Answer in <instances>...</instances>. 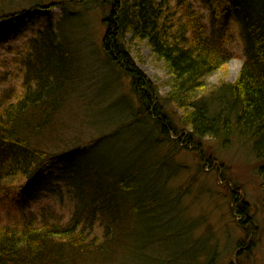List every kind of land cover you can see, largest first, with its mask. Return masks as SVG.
I'll return each mask as SVG.
<instances>
[{
	"label": "trees",
	"instance_id": "16d2710c",
	"mask_svg": "<svg viewBox=\"0 0 264 264\" xmlns=\"http://www.w3.org/2000/svg\"><path fill=\"white\" fill-rule=\"evenodd\" d=\"M72 2L62 0L61 5L66 8ZM89 2L109 8L104 19L105 56L131 78L141 115L154 127L159 125L161 134L170 128L179 135L176 143L192 148L204 163L209 159L202 157L206 144L201 140L210 137L220 147L245 139L255 157L264 160V0H202L214 23L234 13L245 43V59L235 81L209 92H204L206 77L221 69L232 53L225 37L214 30L207 33L203 17L191 3L80 0L77 4ZM20 12L0 14V20ZM60 22L49 21L34 34L28 43L30 54L21 59L25 71L21 68L22 76H16L22 77L19 88L12 86L0 94V192L6 181L19 178L20 188L31 199L42 184L44 192L62 196V189L55 188L62 182L70 194L67 217L55 213L52 205L8 211L0 221V264H137L131 260L135 253L154 252L167 243L170 226L161 227L164 198L139 187L135 180L139 176L126 174L131 166L119 167L121 160L101 162L95 158L98 145L91 152L84 147L89 141L80 143L67 132L65 123L71 122V113L83 98L79 85L86 76L81 37L65 33ZM144 40L170 76L163 98L131 56L130 42ZM168 104L182 110L180 119L189 132L176 129ZM88 154L92 155L86 158ZM237 193L242 194L240 189L232 191L231 211L243 225L250 218L249 207ZM148 198L151 202H146Z\"/></svg>",
	"mask_w": 264,
	"mask_h": 264
},
{
	"label": "rangeland",
	"instance_id": "374dc122",
	"mask_svg": "<svg viewBox=\"0 0 264 264\" xmlns=\"http://www.w3.org/2000/svg\"><path fill=\"white\" fill-rule=\"evenodd\" d=\"M72 1L64 8L62 0H0V14L21 11L14 18L0 20V94L12 86L19 88L22 77L16 76H22L21 59L30 54L28 43L34 34L49 21L55 25L61 21V30L75 38L81 37V67L86 76L79 85L83 98L71 113V122L65 123L67 132L79 138L80 143L89 141L84 147L92 148L91 152L98 145L95 158L101 162L120 163L121 160L119 167L131 166L125 170L126 174L139 176L135 179L139 187L141 184L143 189L155 191L164 198L161 227L170 226L167 243L155 247L154 252L135 253L136 258L131 260L137 264H264L261 189L264 160L255 157L250 142L245 139L220 147L210 137L201 140L206 144L202 146V157L209 159L204 163L192 148L176 143L179 135L170 128L161 134L159 125L154 127L153 121L141 115L131 78L105 56L102 45L107 25L104 19L109 15V8L96 2L81 5L77 4L80 0ZM187 1L203 17L207 33L214 30L225 37L227 49L232 53L221 69L206 77L204 92L222 83L234 82L245 59V43L235 14L214 23L202 0ZM38 3V8L29 10ZM130 47L133 62L156 85L163 98L170 81L164 62L145 40L137 44L130 42ZM167 113L176 129L181 128L184 134L189 132L180 119L182 110L168 104ZM119 149H122L120 155ZM22 183L19 178L4 183L6 187L0 192L1 222L8 211L16 213L18 207L35 210L52 205L55 213L68 210L70 194L61 186L62 182L55 187L56 191L62 189V196L44 192L42 184L33 193V199L22 191ZM235 188L242 192L236 197H243L249 207L250 218L243 225L238 224L231 211ZM146 202H151L150 198ZM239 243L241 247H237Z\"/></svg>",
	"mask_w": 264,
	"mask_h": 264
},
{
	"label": "bare ground",
	"instance_id": "6f19581e",
	"mask_svg": "<svg viewBox=\"0 0 264 264\" xmlns=\"http://www.w3.org/2000/svg\"><path fill=\"white\" fill-rule=\"evenodd\" d=\"M235 191H239V190L235 188Z\"/></svg>",
	"mask_w": 264,
	"mask_h": 264
}]
</instances>
